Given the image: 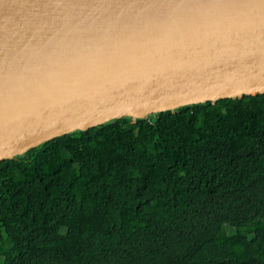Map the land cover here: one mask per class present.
I'll return each instance as SVG.
<instances>
[{"label":"trees","instance_id":"trees-1","mask_svg":"<svg viewBox=\"0 0 264 264\" xmlns=\"http://www.w3.org/2000/svg\"><path fill=\"white\" fill-rule=\"evenodd\" d=\"M0 264H264V93L0 161Z\"/></svg>","mask_w":264,"mask_h":264},{"label":"water","instance_id":"water-1","mask_svg":"<svg viewBox=\"0 0 264 264\" xmlns=\"http://www.w3.org/2000/svg\"><path fill=\"white\" fill-rule=\"evenodd\" d=\"M264 93V0H0V161L79 130Z\"/></svg>","mask_w":264,"mask_h":264}]
</instances>
